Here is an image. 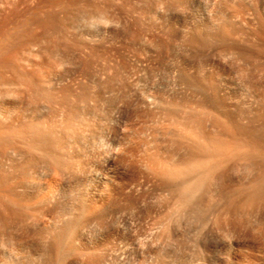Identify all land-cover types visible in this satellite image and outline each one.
<instances>
[{
  "label": "rangeland",
  "instance_id": "374dc122",
  "mask_svg": "<svg viewBox=\"0 0 264 264\" xmlns=\"http://www.w3.org/2000/svg\"><path fill=\"white\" fill-rule=\"evenodd\" d=\"M7 34L0 47L2 128L38 123L56 129L67 137L63 152L76 168L62 171L36 152L33 164H26L13 148L6 149L5 156L24 167L21 184L28 190L40 186L54 202L41 213L35 201L14 207L0 191V214H12L7 225L0 219V264H192L202 258L196 240L206 232L213 238L211 264H231L236 257L239 262L247 254L264 258L259 232L264 225L250 216V205L230 218L226 213L225 224L213 198L207 199V192L213 197L214 187L224 192L225 186L210 178L198 195L206 210L197 213L193 197L192 214L178 206L179 214L177 179L169 182L159 169L184 156L220 161L225 156L228 179L240 185L244 160L230 154L254 153L256 147L235 139L232 145L226 133L235 131L226 125V113L234 106L226 92L238 98L239 110L247 111L241 103L255 97L254 108L264 110V0H0V46ZM195 140L204 148L194 149ZM3 155V173L13 175ZM193 177L188 174V182ZM91 198L102 204L85 222L75 207L78 199ZM258 209L264 215V204ZM229 219L240 233L235 237ZM69 220L82 224L77 243L71 244L64 229ZM53 233L63 237L61 243Z\"/></svg>",
  "mask_w": 264,
  "mask_h": 264
},
{
  "label": "bare ground",
  "instance_id": "6f19581e",
  "mask_svg": "<svg viewBox=\"0 0 264 264\" xmlns=\"http://www.w3.org/2000/svg\"><path fill=\"white\" fill-rule=\"evenodd\" d=\"M2 32H4V30L2 31ZM11 34H7V35H5V37H4V40H3V42H2V44H1V46L0 47H2L3 48V44H6L7 43V41H8V39L11 37L10 36ZM1 49V48H0ZM4 49V48H3ZM0 51H2V50H0ZM16 80H18V79H16ZM20 80V79H19ZM24 80V79H23ZM30 80H33V79H30ZM29 80V81H30ZM28 81V82H29ZM20 82V81H19ZM26 82V81H25ZM32 82H33V84H32ZM27 84V83H26ZM30 84H32V86H34L36 89H37V91H39V88L41 89V87H39V85L40 84H38V82L36 81V83L34 82V81H31L30 83H29V85ZM257 85V84H256ZM41 86V85H40ZM213 86V85H212ZM229 86V85H228ZM30 87V86H29ZM44 88V87H43ZM217 88H215V90H216ZM43 90V89H42ZM42 90H40V91H42ZM45 90V89H44ZM43 90V91H44ZM232 90V89H231ZM39 93V92H38ZM218 93V92H217ZM50 94V93H49ZM48 94V96L50 97L51 95H49ZM47 95V94H46ZM213 97H214V95H213ZM216 98V97H215ZM228 98V99H227ZM226 99L228 100H226L229 104H230V106L232 107V106H234V108H233V110H231V111H229L228 113H226V118L228 119V123H226V125H228L229 126V130H234L235 131V133L234 134H230L229 135V133H226V134H228V136L229 137H232V139H233V141H232V145H237V144H247V142H249L248 144V146L249 147H253V149H255V147H256V149L255 150H253L254 151V153H250L249 151V153L248 152H241V153H236L237 151H235V152H233V153H231L230 155H231V157L230 158H232V156H237V155H239L240 154V156H238V157H241L240 159H243L244 160V165H243V170H242V174H241V177L240 178H238L239 180H237V181H239L240 182V185L238 186V185H234V183H235V181H231V177H230V180L228 179V177H229V174H228V177H227V173H229V172H226V162H227V160H226V157L225 156H223L224 158L220 161L219 159L218 160H216V158H215V160H211L210 158V160L209 159H204V158H200L199 156H198V154H197V156L199 157L198 159H196V158H192V157H190V160L191 159H193L192 160V162L189 160V159H186L185 157L186 156H184V157H180L181 159L180 160H177L176 158V160H177V162L175 163H171L172 165H170V163L169 162H165V165H164V162H163V165L164 166H166V167H164V166H162V167H164V169L162 168V167H159V169L161 170V174L163 175L162 177L164 178L165 176V178H172L173 179V177H174V179H173V181L174 180H176L178 183V185H176V187L177 188H175V189H177L176 191H177V193H178V195H177V193H174V194H176V196L178 197V203H177V207L178 206H180V208L181 209H183V210H185V208L186 209H188V207H190L189 206V203H191L192 202V200L191 199H194V198H196L195 199V202L194 203H192V204H194L193 205V207H194V209L196 210V211H198L197 213H199L200 211L202 212V210L204 209V211L206 210L205 209V207L203 206V197H202V199H201V197H199V196H202V195H200L201 194V190L203 189V186H204V184L207 182V179H210V180H208V181H211L212 179L213 180H216V183L218 184V186H220V185H222V187H224L225 186V188H224V192L223 191H221L220 189H219V187H214L213 189H215V190H212V191H214L215 192V195L213 194V192H212V196L213 197H210L209 196V192H207V189H204V190H206L205 192H207L208 194V196L207 197H209V198H207V199H210V200H212L211 198H213V203H212V206L214 207V208H216V215H219V216H221V214L222 215H224L225 216V224H226V213H227V215H228V217L230 218V217H232V216H234V215H236L237 214V212L239 211V209H240V207L241 208H243L244 206H245V208H246V206H249L250 205V207H251V211H249V212H252L251 214H250V216H252L253 218H255L256 219V221L259 223L258 225H264V215H263V213H261V212H259V209H258V207H260L261 205H263L264 204V201L262 200L261 201V198L259 199V196H260V193L262 192V191H264V161H262L261 160V155L262 154H264V151H263V149H264V143L263 142H261L262 140V137L264 136V110L263 111H261V110H257V108L255 109L254 108V106L255 105H253V102L256 104V102H257V100H256V97H255V99H249L248 101H245V102H242L241 104H246V106H248L249 107V109L246 111H243L242 109H240L239 110V108H235V106H236V104H237V102H238V98H236L235 96H231V95H229V93L228 92H226ZM183 102V101H182ZM188 102V101H187ZM181 103V102H180ZM184 103V102H183ZM183 103H181V104H183ZM184 105H186V104H184ZM256 107V106H255ZM230 108V107H229ZM236 109V110H235ZM238 109V110H237ZM227 112V111H226ZM71 113V112H70ZM2 111H0V119L1 118H4V117H2ZM73 115L74 114H72V116L71 117H73ZM69 116V115H68ZM70 117V118H71ZM180 118H182V117H180ZM187 118V117H186ZM188 119H190L189 117H188ZM188 119H186V120H188ZM191 119H193V118H191ZM226 119V120H227ZM183 120H184V118H183ZM185 120V121H186ZM196 120H199V119H196ZM245 120V122H241V121H244ZM195 121V120H194ZM192 122L191 120H190V123L192 124V126L196 123V122ZM184 122V121H183ZM187 122V121H186ZM189 122V121H188ZM189 123V124H190ZM194 123V124H193ZM0 124H1V122H0ZM36 124H38V123H35V124H33V123H31V124H25V125H23V126H19L20 128H14V129H10V127H8V128H5V127H3L2 128V124H1V126H0V157H1V155H3L2 157H4L8 152H7V150L8 149H11V148H13V149H11V151L13 150V152H14V154L15 155H18L19 157H22V158H25V163L26 164H33V162H34V160L33 159H35L34 158V154L33 155H31L33 152H36V153H38V156H42L43 158L44 157H47L46 159H48L49 161H50V163H52V165H55L56 167H58L60 170H62V171H65V170H67V171H71V170H74L75 168H76V164H75V161H73V158H72V156L70 155V154H65L63 151H64V146L66 145L65 143L67 142V140L66 141H63L64 139H66V138H64V136L63 135H61L59 132H57L56 131V129H54V128H52L51 127V129H50V127H49V129L47 128V130H46V128H40V127H38V125H36ZM186 124V123H185ZM191 124H190V126H191ZM197 124V123H196ZM187 125V124H186ZM40 126V125H39ZM191 126V127H192ZM194 126H196V125H194ZM198 126V125H197ZM200 126H201V124H200ZM227 126V127H228ZM12 128H13V126H12ZM198 128H200V127H198ZM191 129H193V128H191ZM197 129V128H196ZM201 129V128H200ZM200 129H198V130H200ZM225 130V129H224ZM228 130V131H229ZM228 131H226V132H228ZM233 131V132H234ZM197 133V132H196ZM208 133V132H207ZM213 133H214V131H213ZM217 133V132H216ZM211 135V134H210ZM210 135H208L207 134V136H210ZM214 135V134H213ZM216 135V134H215ZM215 135L214 136H212L211 138H213L214 137V139H216V138H219L218 136L217 137H215ZM196 136V135H195ZM205 136V135H204ZM206 136V137H207ZM228 136H226V137H228ZM228 137V138H229ZM198 138V137H197ZM200 138H201V134H200ZM202 139V138H201ZM204 140L206 139V138H203ZM208 139V138H207ZM214 139L213 140H209L210 142H212V141H214ZM231 139V138H230ZM231 139V140H232ZM238 142L239 140H241L240 142H238L237 144L235 143H233L235 140ZM216 140H218V139H216ZM220 140V139H219ZM218 140V141H219ZM245 140H247L245 143H242V142H244ZM192 141V140H191ZM190 141V142H191ZM196 141V140H195ZM206 141V140H205ZM204 141V142H205ZM65 142V143H64ZM196 142H199V144H200V141L198 140V141H196ZM195 142V147H194V149L197 147V148H200L199 146H202L203 148H204V145H203V141H201V144L200 145H198V143H196ZM194 143V142H193ZM205 143H208V142H205ZM65 144V145H64ZM182 144H185V143H182ZM197 144V145H196ZM209 144V143H208ZM212 144V143H211ZM218 144L219 143H217V146H218ZM250 144H252L253 146H250ZM258 146H261V147H258V149H257V145ZM178 145H180V143H178ZM189 145L191 146V145H193V144H190L189 143ZM210 145V144H209ZM213 145V144H212ZM256 145V146H255ZM185 146H187V145H185ZM189 146V147H190ZM194 146V145H193ZM207 147H208V145H206ZM206 146H205V149H206ZM211 146V145H210ZM212 147V146H211ZM215 147V146H214ZM219 147H220V145H219ZM241 147V146H240ZM239 147V148H240ZM180 148H181V146H180ZM203 148H201V149H203ZM210 148V147H209ZM222 148V147H221ZM228 148H230L231 149V147L229 146ZM238 148V149H239ZM7 149V150H6ZM193 149V148H192ZM191 149V150H192ZM201 149H197V150H201ZM214 148H212V150H213ZM220 149V148H219ZM227 149V148H226ZM237 149V148H236ZM237 149V150H238ZM241 149H243V148H241ZM241 149H239L240 151H242ZM187 150H188V146H187ZM187 150H186V152H187ZM211 150V149H210ZM211 150V151H212ZM221 150V149H220ZM219 150V152L218 153H220L221 151ZM233 150H235V147H234V149ZM238 150V152H240ZM247 150V149H246ZM245 150V151H246ZM185 151V150H184ZM189 151V150H188ZM196 151V150H195ZM202 151V150H201ZM207 151V150H206ZM210 151V152H211ZM214 151H215V149H214ZM216 151H218L217 150V148H216ZM224 151V150H223ZM222 151V152H223ZM226 151V150H225ZM232 151V150H231ZM252 150H251V152H253ZM255 151H257V152H255ZM263 151V152H262ZM200 152V151H199ZM3 153V154H2ZM197 153V152H196ZM212 153V152H211ZM228 153V152H227ZM191 154V156H193L192 155V153H190ZM201 154V153H200ZM207 154H208V152H207ZM207 154H206V156H207ZM212 154H217L216 152H213ZM211 154V155H212ZM221 154V153H220ZM229 154V153H228ZM237 154V155H236ZM8 155V154H7ZM6 155V156H7ZM186 155V154H185ZM202 155V154H201ZM205 155V153L203 154V156ZM224 155V154H223ZM230 155H227V156H230ZM5 156V157H6ZM36 156V155H35ZM180 156H183V154L182 155H180ZM187 156H189V154L187 155ZM212 156H214V155H212ZM217 156H219V154L217 155ZM216 155H215V157H217ZM222 156V155H221ZM221 156H219V157H221ZM12 157V156H11ZM37 157V156H36ZM39 157V158H40ZM21 158V159H22ZM38 158V159H39ZM214 158V157H213ZM218 158V157H217ZM230 158H228V159H230ZM14 159V158H13ZM12 158H10V156L9 157H6V160H9V162H11L10 163V165H11V168H13V170H11V171H13L14 173H13V175H15V176H13L12 174V176L9 174H4L3 173V164L0 162V191H1V193H6V194H8V196L10 197L9 198V203L10 204H12V206H14V207H16V206H20L21 204L24 206V204L25 203H28L29 204V202H32V201H35V203L36 204H39V205H41V206H39L40 208H37V209H39L40 210V212L42 213V212H44L45 210H46V207L47 206H51V203H52V205H53V202H54V198L52 199L50 196H46V195H43V194H41L40 193V190H41V188H40V186H34V187H30L31 189L30 190H28V189H26V188H28L27 186H24V185H22L21 184V179L25 176V170H23V168L20 166V165H17L15 162H16V160H17V158L15 159V160H13ZM45 159V158H44ZM45 159V160H46ZM179 159V158H178ZM232 159H234V158H232ZM262 159H264L263 158V155H262ZM20 160V159H19ZM23 160V159H22ZM36 160V159H35ZM224 160V161H223ZM236 160V159H235ZM234 160V161H235ZM170 161H171V159H170ZM189 161V162H188ZM231 161V160H230ZM229 161V162H230ZM238 161H239V159H238ZM9 162H7V163H9ZM38 162V161H37ZM236 162H237V160H236ZM241 162V161H240ZM20 163V162H19ZM22 163V162H21ZM48 163V162H47ZM167 163H169L168 165H170L171 166V168H170V166L168 167V165H166ZM178 163V166H176L175 167V164H177ZM228 163V162H227ZM239 164H241V163H239ZM51 165V164H50ZM51 165V166H52ZM26 166V165H25ZM161 166V165H160ZM10 167V166H9ZM53 167V166H52ZM172 167H174V168H172ZM241 167H242V164H241ZM50 168V167H49ZM229 168V167H228ZM47 169V168H46ZM30 170H32V169H30ZM48 170V169H47ZM51 170V169H50ZM228 170V169H227ZM28 170H26V172H27ZM192 174V175H194V177H193V179L190 181V182H188V179H187V175L188 174ZM28 176V175H27ZM26 176V177H27ZM31 176H32V174H31ZM30 177V176H29ZM189 177H191V176H189ZM33 179H37L38 178V176L37 175H35V176H33L32 177ZM162 178V179H163ZM169 178V182H170V179ZM21 180V181H20ZM24 180V179H23ZM32 180V179H31ZM163 180H165V179H163ZM12 181V182H11ZM206 181V182H205ZM33 182V181H32ZM167 183V184H170V183ZM212 182V181H211ZM215 182V181H214ZM34 183V182H33ZM171 183H173V182H171ZM189 183V184H188ZM37 184V183H36ZM35 184V185H36ZM175 184V183H174ZM207 184V183H206ZM205 184V185H206ZM212 184H214V183H212ZM171 185V184H170ZM203 185V186H202ZM211 185V184H210ZM215 185V184H214ZM228 185V186H227ZM19 186L21 187V188H23L24 187V190L23 191H25V192H23L22 194H20V193H18L17 192V187L19 188ZM216 186V185H215ZM226 186H227V188H226ZM173 187H175V186H173L172 185V189H173ZM206 187V186H205ZM207 187H209V184L207 185ZM206 187V188H207ZM211 187V186H210ZM170 189V191H171V186L169 187ZM226 189H227V191H226ZM3 191V192H2ZM169 191V192H170ZM173 191V190H172ZM175 191V190H174ZM203 191V190H202ZM199 193V194H198ZM203 193V192H202ZM211 193V192H210ZM263 193V192H262ZM113 194V193H112ZM172 196L174 195L173 193H170ZM111 195V194H110ZM114 195V194H113ZM198 197H197V196ZM4 196V195H3ZM5 197H7V196H5ZM103 197V196H102ZM194 197V198H193ZM81 198H83V197H81ZM8 199V198H7ZM115 199V198H114ZM174 199H175V197H174ZM191 200V201H190ZM77 201V200H76ZM75 201V202H76ZM103 200H101V202H102ZM109 201V200H108ZM205 201V200H204ZM261 201V202H260ZM79 202V203H78ZM78 205H76L77 207H75V210L78 212H76L75 210H74V208H72V210H74L79 216L81 215V218H85V217H88V216H86L87 214L89 215V213L91 214V213H94V210L96 209V206L98 205V204H102V203H98V200L96 199V198H91L90 200H87V199H81L80 201H79V199H78ZM100 202V201H99ZM177 202V201H176ZM211 202V201H210ZM263 202V203H262ZM6 203V202H5ZM257 203L258 204H260V205H258L257 206ZM205 204V203H204ZM6 205V204H5ZM33 206L35 205V204H32ZM3 206V205H2ZM22 206V207H23ZM27 206V205H26ZM25 206V207H26ZM37 206V205H36ZM49 206V207H50ZM72 206H73V204H72ZM206 206V205H205ZM208 206H210L209 204H208ZM207 206V207H208ZM21 207V208H22ZM24 207V208H25ZM31 207V206H30ZM202 207H204V208H202ZM250 207H248V208H250ZM4 208V207H3ZM7 208V207H6ZM8 208H9V206H8ZM21 208H19V209H21ZM23 208V209H24ZM179 208V207H178ZM180 208L178 209L179 211H180ZM12 209H14V208H12ZM11 209V210H12ZM22 209V210H23ZM71 209V208H70ZM4 210V209H3ZM7 210V209H6ZM10 210V209H9ZM63 210V209H62ZM189 210V212H190V209H188ZM191 210H193V209H191ZM195 210H193L194 211V213H195ZM19 211V210H18ZM178 211V212H179ZM203 211V212H204ZM2 212V211H1ZM8 212V211H7ZM13 212V211H12ZM39 212V211H38ZM62 212V211H61ZM66 212V211H65ZM75 212L73 213L74 214V216L76 215L75 214ZM183 212H185V211H183ZM202 212V213H203ZM15 213V212H14ZM63 213V212H62ZM61 213V215H62V217L63 216H65V214L66 213H63L62 214ZM69 213V212H68ZM99 213H101V212H99ZM191 213V212H190ZM197 213H195V214H197ZM3 214V213H2ZM69 214H71V213H69ZM96 214V213H95ZM179 214H181V211L179 212ZM188 214V213H187ZM192 214V213H191ZM195 214H193V215H195ZM201 214V213H200ZM199 214V215H200ZM1 215V214H0ZM8 215H12V214H3V215H1L0 216V219L2 220V222L3 223H5L8 219H10L11 217L10 216H8ZM14 215H16V214H14ZM14 215H13V217H14ZM18 215V214H17ZM60 215V214H59ZM198 215V214H197ZM196 215V216H197ZM77 216V215H76ZM102 216V215H101ZM188 216V215H187ZM192 216V215H191ZM195 216V217H196ZM71 217V216H70ZM73 217V216H72ZM95 217V216H94ZM184 217H185V215H184ZM198 217V216H197ZM59 218H61V216H59ZM77 218V217H76ZM75 218V219H76ZM81 218H79L78 219V221L81 219ZM81 219V220H83V221H87V219L85 220V219ZM89 218V217H88ZM200 217H198V219H199ZM62 219V218H61ZM72 219H74V218H72ZM100 219V218H99ZM197 219V218H196ZM201 219V218H200ZM66 220V219H65ZM68 220V219H67ZM77 220V219H76ZM80 220V221H81ZM60 221V220H59ZM72 222V224H70L71 222ZM58 222V221H57ZM62 222V221H61ZM68 222H70V223H68L69 225H67L66 223H65V225H67L64 229H68L67 231L69 232H66V235H67V233L69 234V236H68V239L70 240V242H71V244L75 241V243H77L76 242V240L78 239H81V238H79V236H81L80 235V233H81V229H78V227L79 228H82L83 229V227H80L81 225L80 224H75V222H74V220L72 221V220H69ZM74 222V223H73ZM89 222V221H88ZM2 223V224H3ZM8 223H9V221H8ZM63 223V222H62ZM81 223V222H80ZM60 224V223H59ZM4 225H7L6 223L4 224ZM58 225V224H57ZM78 225H80V226H78ZM229 225H230V232H231V235L233 236V237H235V236H237L238 234H240L239 233V231L237 230V229H235L234 228V226H233V222H232V220H230L229 219ZM59 226V225H58ZM84 226V225H83ZM4 227H6V226H4ZM54 227V226H53ZM61 227V226H60ZM49 229H51L50 227H48ZM56 228V227H55ZM63 228V227H62ZM85 228V227H84ZM261 228V227H260ZM63 229V230H64ZM60 230V229H59ZM78 230H80V231H78ZM261 231H259L260 232V234H262L263 235V238H264V228H263V230L262 229H260ZM8 231V230H7ZM56 231V230H55ZM54 231V232H55ZM4 232V231H3ZM6 232V231H5ZM51 232V231H50ZM59 232V231H58ZM60 232H61V230H60ZM263 232V233H262ZM8 233V234H7ZM7 233H5V235L4 236H6V234L7 235H9V236H12V235H10V233L9 232H7ZM209 232H206L205 233V235L206 236H203V238L202 237H200L199 236V238H200V240H199V238H198V236H197V238H198V240H196V242L197 241H199V247L200 248H198L201 252L200 253H202V258H200L199 260L200 261H198V262H195V263H192V264H211V261H210V255H211V252H212V244H211V242H212V240H213V238L211 237V235L210 234H208ZM243 233V237H245V238H247L248 237V234H247V231H244V232H242ZM53 234H55V237H58V236H56V233H53ZM198 234V233H197ZM196 234V235H197ZM49 235V234H48ZM59 236H61L60 234H58ZM65 235V236H66ZM201 235H203V234H201ZM62 237V236H61ZM61 237H58V239L60 238V242L59 243H61V239L63 238H61ZM13 237H11L10 238V241H11V243H12V241H14V239L13 240H11ZM53 238V237H52ZM67 238V237H66ZM77 240V241H78ZM82 240V239H81ZM237 240V239H236ZM9 241V240H8ZM15 241H16V239H15ZM14 241V242H15ZM21 241V240H20ZM54 241V240H53ZM55 241H57L56 239H55ZM66 241V240H65ZM7 242V241H6ZM13 242V243H14ZM18 241H16L15 243H14V245H16V243H17ZM22 242H25V241H22ZM66 242H68V241H66ZM82 242V241H81ZM55 243V242H54ZM79 243V242H78ZM10 244V243H9ZM57 244V243H56ZM71 244H69V242H68V244H67V246L68 245H71ZM18 245H21V244H19V242H18V244H17V246ZM62 245H64V244H62ZM75 245V244H74ZM73 245V246H74ZM198 245V244H197ZM50 246V245H49ZM55 246V245H54ZM60 246V245H59ZM73 246H72V248H73ZM19 247V246H18ZM61 248H63L62 246H60ZM65 247V246H64ZM69 247V246H68ZM198 247V246H197ZM53 248V247H52ZM57 248V247H56ZM66 248V247H65ZM21 249V248H20ZM25 249V248H24ZM58 249H60V248H58ZM57 249V250H58ZM56 250V249H55ZM69 250H70V248H69ZM74 250H76V249H74ZM62 251H67V250H62ZM73 251V250H72ZM21 252H22V250H21ZM67 252H71V250L70 251H67ZM66 252V253H67ZM74 252V251H73ZM49 253V252H48ZM57 253V252H56ZM65 253V254H66ZM47 254V253H46ZM68 254V253H67ZM33 255V254H32ZM63 255H64V252H63ZM45 256V255H44ZM241 256V255H240ZM30 257H31V254H30ZM46 257V256H45ZM48 257V256H47ZM28 259V258H27ZM239 259V258H238ZM241 259V260H240ZM239 260V262L240 263H242V264H264V258H259V257H257V258H255V256L253 257V255H249L248 256V254H247V256L245 255L244 257L242 256L241 258H240ZM37 260V259H36ZM41 260H43V258L41 259ZM40 260V261H41ZM262 260V261H261ZM32 261V260H31ZM39 261V262H40ZM261 261V262H260ZM24 262V261H23ZM33 262V261H32ZM36 262H38V261H36ZM239 262H238V260H237V257H236V259L234 260V262H232L231 264H239ZM19 263V262H18ZM27 263H28V261H27ZM41 264H43L42 263V261L40 262ZM56 263V262H55ZM23 264H25V263H23ZM32 264V263H31Z\"/></svg>",
  "mask_w": 264,
  "mask_h": 264
}]
</instances>
